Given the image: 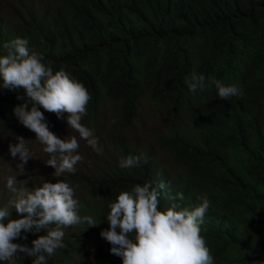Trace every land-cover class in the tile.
Wrapping results in <instances>:
<instances>
[{
  "label": "trees",
  "instance_id": "obj_1",
  "mask_svg": "<svg viewBox=\"0 0 264 264\" xmlns=\"http://www.w3.org/2000/svg\"><path fill=\"white\" fill-rule=\"evenodd\" d=\"M144 104L175 120L170 167L113 135ZM108 109L115 156L60 175L83 217L53 244L0 205L1 262L68 264L117 232L104 264H264V0H0V143L98 138Z\"/></svg>",
  "mask_w": 264,
  "mask_h": 264
},
{
  "label": "rangeland",
  "instance_id": "obj_2",
  "mask_svg": "<svg viewBox=\"0 0 264 264\" xmlns=\"http://www.w3.org/2000/svg\"><path fill=\"white\" fill-rule=\"evenodd\" d=\"M73 110L74 105L70 103V116L73 115ZM114 115L112 109L106 111L105 123L100 128L103 131L102 136L98 138H94L88 132L71 135L68 131L65 134L63 132L61 142L52 148H44L48 142L40 137H37V144L32 138L31 148L26 150L16 144L0 143V205L5 210L18 208L14 224L13 221L11 225L9 223L12 231L24 227L23 230L31 229V233L34 234L33 228L42 229L46 233L43 235L44 238L55 244L60 239L59 233L63 232L60 231L61 228L67 230L83 217L84 212L79 201L84 192L66 183L60 175L72 173V170L88 171L93 160L115 156L109 145L112 125L116 120ZM174 121L160 110L144 104L136 125L127 132H116L113 135L128 146L135 145L142 151L151 152L154 163H164L170 167L169 156L160 149L158 138L170 135L171 124ZM72 125L69 124V127ZM78 130L84 131L85 128ZM50 167L55 168L53 173L50 172ZM14 197H17L16 203ZM25 199L27 204L23 203ZM52 201H58L57 211H63L62 216L58 217L51 212ZM25 208L28 209L26 212L28 217L24 222ZM4 230L9 231L8 228ZM115 235L117 232L103 237L100 243L89 241L83 247V256L75 255V259L68 264H104L102 255L108 247L106 240ZM40 239L43 237L40 236ZM0 264L6 263L0 261Z\"/></svg>",
  "mask_w": 264,
  "mask_h": 264
},
{
  "label": "bare ground",
  "instance_id": "obj_3",
  "mask_svg": "<svg viewBox=\"0 0 264 264\" xmlns=\"http://www.w3.org/2000/svg\"><path fill=\"white\" fill-rule=\"evenodd\" d=\"M104 119V118H103ZM105 120V119H104ZM105 122V121H104Z\"/></svg>",
  "mask_w": 264,
  "mask_h": 264
}]
</instances>
